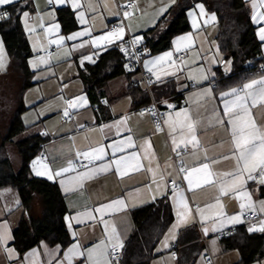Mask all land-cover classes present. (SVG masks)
<instances>
[{
	"label": "crops",
	"instance_id": "0c3cea01",
	"mask_svg": "<svg viewBox=\"0 0 264 264\" xmlns=\"http://www.w3.org/2000/svg\"><path fill=\"white\" fill-rule=\"evenodd\" d=\"M127 1L79 0L81 4L79 9L72 8L71 0H65L64 4H57L55 0H52V3H49V0H16L14 4L0 6V8H7L6 13L11 6H25L20 13V21L31 53L28 63L32 84L24 92L23 102L26 108L21 117L27 126L25 131L27 135L39 134L45 137V140L40 144V152L29 161V168L33 176L56 183L58 186L65 203L63 220L70 237V242L66 246L60 243L49 244L45 240H41L20 253L13 243V231L24 216L39 214L41 196L38 193H32L27 214L21 205L17 190L2 187L0 188V232L6 231L11 239H8L6 244H0V264H58V261L68 264L63 259L64 254L73 244L79 243L81 251L86 252L88 248L102 240L107 243L104 225L100 222V214L93 213L97 217L95 221L78 216V214L117 199H124L126 208L123 211L113 210L105 214L103 219L108 221L110 226L115 225L120 241L124 244L134 225L131 210L150 203L153 201V196L155 199L167 198L173 218L155 246L150 264H235L241 258L243 248L247 245L248 240L253 244V248H256L253 258L248 264H264V232L254 231L256 233L253 234V232L245 231L249 227L243 225V222L237 224L225 222L222 228L217 224L216 231L212 230V220L202 223L195 213V206L199 205L203 208L208 203H214V197L218 195L217 188L205 186L195 191H188L187 181L183 180L184 173L180 177L176 166V163H179L181 166L191 168L205 162L203 149H207L208 156L214 159L230 155L231 145L227 131L224 128L210 125L214 110L222 115L223 100L230 99V97L222 98L220 93L229 91L233 87H242L244 83L252 79L261 78L264 76V68L257 69L239 82L226 85L227 78H223L222 75L224 72H230L231 61L224 59L217 47L215 39L218 30L216 13L208 11L201 1H195L184 10V26L187 28L174 32L165 48L153 53H148L145 50L143 58V66L148 70L151 65L146 67L145 62L152 61L166 52H172V59L177 62L180 71H177L176 68H168L167 64L153 68L151 72L149 71L153 77L149 93L140 81V73L125 65V69L121 73L109 78L103 85L95 89V99H92L85 89L92 76L88 66L97 61L100 53L113 45H119L128 34L135 38L139 37L141 43L145 36L151 35L149 30L153 29L152 34L157 38L173 24L177 16L176 4L179 0H133L135 7L122 8ZM244 1L249 8L251 19L252 2L251 0ZM89 4L92 7H89ZM197 5H203L207 15L202 16ZM81 11L84 12L86 23L80 22L78 13ZM124 11H130L133 14L129 18H125ZM257 11H264V7L257 8ZM24 12L29 13L27 27ZM212 14L216 16L215 21L209 19ZM194 19L196 26L193 25ZM206 20L209 22L205 23ZM112 23H117L115 28L125 27L123 39L115 40L111 44L102 43L100 46H93L91 44L93 39L113 30V28L111 29ZM41 24L44 27H41ZM53 24H59V31L46 34L45 29ZM252 24L254 34L260 44L258 57L264 63V42L260 41L258 37L259 27L264 25L253 22ZM28 28H34L35 31L30 32ZM84 29H89L90 35L80 36L75 40L67 39L74 33L83 32ZM187 35L192 36L191 47L176 52L175 41L179 37ZM61 36L65 38L62 44L49 43L50 40H57ZM82 43L84 47H79ZM51 46L55 47L53 54L49 56L40 54L42 50ZM85 56H91L92 60H83ZM40 57H43L47 63H40ZM33 62L37 64V67L33 68ZM226 62H229L228 68L223 67ZM162 69L176 72V75L166 76ZM154 73H160L161 79L157 80ZM205 76L207 79H203ZM134 88L140 90L134 91L136 90ZM206 88L212 89V96L200 98L199 94ZM80 96L86 98L87 104L84 107L69 109V116L65 117L63 113L67 108V101ZM153 97L161 101L163 128L160 131L157 130L150 111L143 108ZM99 98L103 101H99ZM95 104L99 106L98 112L93 108ZM168 104L174 107L169 108ZM185 108L201 119V125L198 128L201 149L194 150L190 144L187 147L181 144L179 148H176L169 135V128L164 123L170 114L174 116L177 111ZM142 112L143 115H141ZM254 113L258 123L264 124V108L256 109ZM125 117H127V123L119 124L118 122ZM175 135L179 143V133ZM128 136L132 137L135 147L126 148L124 152L116 153V157L127 156L132 152L139 153L140 162L143 165L140 171H131L129 175L121 179L113 167L109 172L98 173L94 177L84 180L83 187H80L79 183L72 179L79 173L87 171L88 168L98 167L116 158L113 157L112 149L108 145L113 142L125 141ZM146 141L150 142V153L154 154L150 155L149 159L144 158ZM98 146L105 147L107 154L104 160H96L87 165L88 168L78 167V161L86 159L83 156H78L77 153ZM194 152L195 154H193ZM18 160L19 166V155ZM34 161L46 164L53 173L69 167L70 163L75 171L66 172L62 176L50 180L47 175L36 174L37 169L40 171H44V169L40 164L34 168ZM234 167L233 159L221 160L219 163L211 165L212 170L218 174L231 171ZM149 168L155 171V177ZM154 178L157 183H153ZM61 180L65 181V184L62 185ZM169 180H174L176 183L182 182L177 188L184 192L193 208V218L189 223L182 224L175 230L174 238L170 230L177 221L176 204L173 200V187L168 184ZM157 184L160 185L159 191H157ZM261 186L264 185H260L256 181L247 183V190L252 193L253 202L259 211V202L264 201V196L260 194ZM65 188L70 190L65 191ZM221 199L227 216L241 212L239 205L242 201L236 199L234 194H229ZM248 210L244 209V214ZM214 211L210 210L206 214L211 215ZM25 212L27 215L24 214ZM260 213L262 216L257 226L261 220H264V212L260 211ZM71 217H78L79 222L71 220V227H69V219L66 218ZM242 220L244 221V215ZM234 226L239 227V231L228 239L215 234L222 229ZM204 227L209 229L207 235L203 231ZM249 235H262V237L258 242L252 237L248 238ZM166 244L167 246H165ZM5 247L14 250V255L11 258L5 251ZM31 253H35V255H30ZM72 264H88V262L85 257L77 256L72 258ZM113 264H116V260L113 261Z\"/></svg>",
	"mask_w": 264,
	"mask_h": 264
},
{
	"label": "snow or ice",
	"instance_id": "6c2138e0",
	"mask_svg": "<svg viewBox=\"0 0 264 264\" xmlns=\"http://www.w3.org/2000/svg\"><path fill=\"white\" fill-rule=\"evenodd\" d=\"M57 4H64L65 0H55ZM253 14L251 16L252 22L255 24L264 25V11H257V8L264 7V0H251ZM16 3V0H0V6L9 5ZM49 3H52V0H49ZM71 6L73 9L81 8L79 0H71ZM89 7H92L89 4ZM127 7L132 8L135 5L129 4ZM200 10V14L207 15L203 5H197ZM163 11V10H162ZM132 12L124 11L123 15L125 18L132 16ZM25 17V25L27 27V18L29 16L28 12L23 13ZM7 13L0 15V19L6 18ZM81 23H86L84 19V12L81 11L78 13ZM211 21L216 20L215 14H212L209 18ZM209 22L208 20L205 23ZM193 25L196 26L195 19L193 20ZM41 27H44L41 24ZM59 24H53L50 27L45 29L46 34L59 31ZM28 31H35L34 28H28ZM90 35L89 29H84L83 32L74 33L73 35L67 37L68 40H75L80 36ZM125 35V27H117L105 35L95 38L91 41L93 46H100L102 43L111 44L115 40H122ZM258 37L260 41L264 42V26L259 27ZM64 37H59L57 40H50V44L60 45L64 41ZM139 37H137L133 43L139 42ZM192 36H181L175 41V51L180 52L186 48L191 47ZM79 47H84V44H80ZM124 49H122L123 51ZM173 53L166 52L164 55L156 57L152 61L145 62V66L148 67L150 64L151 67H148V70L151 72L153 68L158 65L167 64L168 68H176L177 71L181 69L178 68L177 62L172 59ZM3 59V44L0 43V61ZM83 60H92L91 56L83 57ZM40 63H47L43 58H39ZM94 62V61H93ZM83 63V61H82ZM33 68L37 67V64L33 62ZM3 67V64L0 63V68ZM164 75H176V72H171L163 70ZM156 79L160 80V73H154ZM192 78V77H190ZM207 79V77H203ZM221 97H230V99L223 100V111L222 115L214 110L213 118L210 122V125L213 127L224 128L229 137H230V155H224L218 159L210 158L208 156V150L203 149L204 151V161L198 164V166H193L191 168L181 166L179 171L184 173L183 180L187 181L188 191H195L201 189L205 186H215L217 188L218 195L214 197V203H208L203 208L199 205L195 206V213L199 216L202 223L207 222L208 220L213 221V231L217 230L216 225L222 228L225 222L230 224H237L243 222L242 217L244 215V209H249L255 214L256 207L252 199V193L247 190L248 181H256L260 185H264V124L258 123L254 110L264 108V76L259 79H252L251 81L244 83L242 87H233L229 91L220 93ZM212 89L206 88L202 93L199 94L200 98L211 97ZM106 103V101H105ZM87 104V100L84 96L77 97L74 100L67 101V108L64 109V116H69V109L84 107ZM169 108L174 106L171 104L167 105ZM151 111V110H149ZM143 115V112L141 113ZM119 124H126L127 117L118 122ZM164 123L169 128V135L172 137V143L176 148H179L181 144L185 147L191 145L194 150L201 149V141L198 137V128L201 125V119L198 115H193V112L185 108L180 111H177L175 115H169ZM157 130H162L157 124ZM176 133H179V143L177 142ZM145 144L147 147L144 148V158L149 159L151 144L149 141H146ZM112 149L113 157H116V153L124 152L126 148L135 147L132 137L128 136L125 141L113 142L108 145ZM143 147V146H142ZM106 150L104 146H98L91 148L88 151L82 153H77L78 156H83L84 159L88 160L89 163L96 160H104L106 156ZM195 154V152L193 153ZM179 155V153H178ZM140 154L137 152H132L127 156L116 157L107 163L101 164L95 168H88L87 165H84L85 168H88L87 171L79 173L76 177L72 178L73 180L79 183L80 187H83V181L89 178L94 177L98 173H106L110 170L115 169V172L122 179L124 176L130 174L131 171H140L143 167L140 162ZM233 159L235 161V167L233 170L223 173H216L212 170L211 165L219 163L221 160ZM40 164L44 171L36 170L37 175H47L48 179H53L54 177H60L64 173L69 171H75V168L72 164H69V167L60 169L59 171L52 172L46 164H43L41 161H34L33 166ZM159 167V165H157ZM149 171H153L155 177V171L149 168ZM223 177V179H221ZM163 179V177H161ZM153 183H157L155 178ZM61 184H65V181L61 180ZM173 185V200L176 204V216L177 221L172 227V233L174 238L175 230L179 228L182 224H187L193 218V208L189 204L188 198L185 196L183 191H180L177 188L176 182L172 181ZM70 189L65 188V191ZM160 190V185L157 184V191ZM229 194H234L235 198L242 201L239 205L241 212L232 216H227L224 211V204L222 202V197L228 196ZM155 199V196L152 197ZM260 211L264 212V201H260ZM126 208V203L124 199H117L108 204H102L99 207H96L92 210H87L83 213L78 214V216L87 217L90 220L95 221L97 217L93 213L100 214V222L103 223L105 229V235L107 237V243L101 241L100 243L94 245L91 248H88L85 251H81V245L79 243L73 244L68 248L67 252L64 254V260L68 264H72L73 257H85L88 264H113V261L116 260V251L117 249L123 248V243L120 241L119 234L116 230L114 224L111 226L109 222L103 219V216L113 210L123 211ZM210 210H215L211 215L206 214ZM226 218V219H221ZM69 219V227H71V220H77L78 217L66 218ZM110 228V231H109ZM205 235H207L209 229L207 227L203 228ZM249 232L260 231L264 232V220L260 221L259 226L253 224L248 228ZM75 235V233H73ZM11 239V236L7 232H0V244H6L7 240ZM115 241V243H113ZM167 246V244L165 245ZM111 249V251H109ZM5 251L8 253L9 258L14 255V250L5 247ZM30 255H35L31 253ZM58 264H63V261H58Z\"/></svg>",
	"mask_w": 264,
	"mask_h": 264
},
{
	"label": "trees",
	"instance_id": "16d2710c",
	"mask_svg": "<svg viewBox=\"0 0 264 264\" xmlns=\"http://www.w3.org/2000/svg\"><path fill=\"white\" fill-rule=\"evenodd\" d=\"M195 1H201L208 11L216 13L217 47L223 58L231 61L229 76L222 75L223 78H227L226 85H232L254 73L263 62L258 57L260 44L254 34L249 8L244 0H179L176 4L178 11L173 24L157 38L152 34L153 29H150L151 35L145 36L141 42L146 52L153 53L165 48L174 32L187 28L184 26V10ZM24 7L11 6L6 18L0 19L3 44L21 78L17 105L5 132L0 136V188L10 187L17 190L21 205L27 214L32 193L41 196L39 214L32 216L25 212L27 216L21 219L13 231V243L20 253L41 240L49 244L60 243L63 246L70 242L69 232L63 220L65 203L58 186L56 183L33 176L29 168V161L40 152V144L45 137L39 134L27 135L25 133L27 126L21 117L26 108L23 95L32 84L28 63L31 53L20 21V13ZM119 46L120 44H117L107 48L100 53L93 65L88 66L92 76L85 89L92 99H95L96 88L125 69L126 61ZM134 89H136L134 91L140 90ZM6 143L12 144L20 157L18 167H15L10 160L5 149ZM260 194L264 196V186L260 187ZM131 215L133 229L124 241L123 248L120 249V257L116 260V264H150L154 248L173 218L171 206L166 197H161L132 209ZM242 228L247 229L245 226ZM238 231L239 227L236 232L223 238L228 239ZM251 237L258 241L262 235L248 236ZM244 247L241 258L235 264H248L252 260L256 248H253L249 240Z\"/></svg>",
	"mask_w": 264,
	"mask_h": 264
},
{
	"label": "built area",
	"instance_id": "2783aa9c",
	"mask_svg": "<svg viewBox=\"0 0 264 264\" xmlns=\"http://www.w3.org/2000/svg\"><path fill=\"white\" fill-rule=\"evenodd\" d=\"M129 4H134L133 0H128L122 8L124 9H128L129 7H127V5ZM6 7H1L0 8V15L6 13ZM117 25V23H112L111 24V29L115 28ZM136 38L132 35H126L124 37V39L122 40V42L120 43L119 46V50L122 52V54L124 55L125 58V65L131 69V70H136L140 73V81L143 84V87L145 88V90H148L149 93L151 91V85L153 83V77L152 74L149 72V70L145 69L143 66V58L145 55V49L143 48L142 44L140 42L138 43H133V41ZM122 49H124L122 51ZM55 52V47L51 46L48 47L47 49H44L41 51V55L42 56H49L51 54H53ZM180 56H182V53H180ZM251 65V64H250ZM264 68V63L260 64L258 66V69H263ZM230 73L228 72H224L223 75L224 76H229ZM136 83V82H135ZM99 101H103V99L99 98ZM94 110H96L98 112L99 110V106L98 104L93 105ZM144 109H147L148 111H150L152 118L157 126V124H159L160 128H163V111L161 109V101L156 99V98H151L149 100V102L144 105L143 107ZM174 155V154H173ZM94 161H92L91 163H89L88 160H80L78 161L77 165L78 167H84V165H90L92 164ZM179 175L181 177L182 173L179 171V168L181 167V165L179 163H176ZM172 181L173 180H169L168 184L173 187L172 185ZM182 184V182H177L176 185L177 187L180 186ZM256 207V211L255 214L252 213V211L248 210L245 212L244 214V221H243V225H246L248 227H251L253 224L257 225V223L259 222L260 218H261V213L259 211V209ZM237 230V226L234 227H230L228 229H222L218 232H216L215 234L218 237H226L234 232H236ZM204 238V237H203ZM116 260L120 257V250L117 249L116 253ZM208 260L210 261V258H208Z\"/></svg>",
	"mask_w": 264,
	"mask_h": 264
},
{
	"label": "rangeland",
	"instance_id": "374dc122",
	"mask_svg": "<svg viewBox=\"0 0 264 264\" xmlns=\"http://www.w3.org/2000/svg\"><path fill=\"white\" fill-rule=\"evenodd\" d=\"M0 43L3 44L0 35ZM3 67L0 68V136L5 132L11 114L17 105L18 91L21 85V78L7 54L3 44V59L0 61ZM229 62L224 63L223 67L228 68ZM24 134V133H23ZM6 152L15 167H18L19 160L15 148L12 144H5ZM39 200V196H38ZM206 252V251H205Z\"/></svg>",
	"mask_w": 264,
	"mask_h": 264
}]
</instances>
